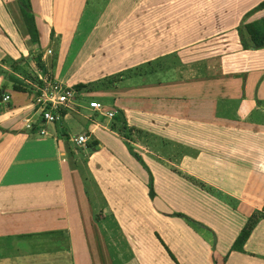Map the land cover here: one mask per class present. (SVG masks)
I'll list each match as a JSON object with an SVG mask.
<instances>
[{"label":"crops","instance_id":"obj_1","mask_svg":"<svg viewBox=\"0 0 264 264\" xmlns=\"http://www.w3.org/2000/svg\"><path fill=\"white\" fill-rule=\"evenodd\" d=\"M105 1L83 30L87 0H62L58 10L30 0L33 43L26 8L0 0V264H95L84 253L99 241L108 253V219L143 252L150 237L166 245L171 264H264V216L237 241L264 206V47L244 49L238 33L264 17L263 0ZM71 8L74 20L64 14ZM51 28L62 30L51 38ZM29 75L90 83L77 94L88 103L75 99L46 123ZM92 100L152 146L125 140ZM70 126L86 133L84 146L70 144ZM127 144L153 157L141 155L152 196Z\"/></svg>","mask_w":264,"mask_h":264},{"label":"rangeland","instance_id":"obj_2","mask_svg":"<svg viewBox=\"0 0 264 264\" xmlns=\"http://www.w3.org/2000/svg\"><path fill=\"white\" fill-rule=\"evenodd\" d=\"M87 4L84 5V9L86 10V14L84 16V24L82 29L85 30L89 24L90 19L94 18L95 16H97V14H100L101 11L103 10V8L106 5V1L105 0H87ZM53 2H55V6H57V10H58V6L62 4V0H53ZM69 3V0H65V3ZM63 5V4H62ZM65 6V5H64ZM77 7V4H76ZM61 8V7H60ZM66 8V7H65ZM65 8H63L62 10L64 11ZM74 9L71 8L70 10L67 11V13L65 12L64 14L68 17V20H74L75 19V13H74ZM59 15H62L61 12H53L51 13L50 19L52 20V23L55 24L56 26L59 25V20L58 17ZM63 20V19H62ZM64 21V20H63ZM63 21H60L63 23ZM58 30H62V29H58V28H51V38L54 37V34L56 31ZM66 30V29H64ZM70 31V29H67ZM80 35H78V37H80ZM76 38L75 41H79V38ZM65 38H67V36H65ZM58 38H55L53 41V50H54V57L57 56L59 54V47H58V43H57ZM76 42V43H77ZM78 44V43H77ZM77 44H73L72 46V50L70 51V56L73 55V51L76 48L75 45ZM51 49H52V44H51ZM120 75V73L115 74V78H118ZM29 78H31L32 80H34L35 82L37 81L35 79V76L33 75H29ZM87 83V82H86ZM84 83V84H86ZM83 84V83H82ZM90 86V83H87V87L85 86L83 89H87ZM38 94V93H37ZM36 94V95H37ZM76 100L81 101L82 104H86L88 103V97L85 98L84 96H76ZM97 100L101 101L103 104L108 105L109 101L104 99V98H98ZM66 132L69 135H75L78 133V129L75 127H66ZM141 130V129H140ZM128 132V131H127ZM144 133L140 132V131H129V135L133 140V137H136L137 139L134 140V142H137L138 139H140L141 145L143 147H145L146 145L152 146V140H150L151 137H149V135H143ZM136 135V136H135ZM76 136V135H75ZM133 136V137H132ZM131 138L129 140H131ZM72 146H74V142L70 143ZM133 149L138 152L140 155L143 156V158L145 157L146 159H150L153 158L152 155H145L143 152L141 151H137L134 146H132ZM131 154V153H130ZM132 157H134L131 154ZM141 156V157H142ZM135 158V157H134ZM144 160V159H143ZM137 164L139 165V167L141 168V171H144L143 166L141 164H139L137 162ZM151 167L154 168V165L151 163ZM146 170V169H145ZM147 172V171H146ZM145 173V177L147 178V183L149 184V173L147 172ZM154 179V178H153ZM149 192L152 190V187H149ZM150 195V193H149ZM264 211V209H262L261 212ZM108 221V223H110L113 227V236L109 237L110 239L107 241V245H108V253L106 251L101 250V248L103 246H100V241L94 245L91 244V248L90 251L87 253L85 252L84 255L87 259V261H92L95 264H140L141 261L143 260L144 263L147 264H171L170 262V257H169V249L168 247H166V245L162 244L163 246L158 247V244L155 242L154 238H147L146 243L148 244L149 248L147 251H141V247H137V243H135V237L131 236V240L133 242L134 245H128L127 242L125 241V239L122 241H120V235L116 234V224L114 221L108 219L106 220ZM100 238V237H99ZM111 258V261H110ZM171 259L174 261L173 257L171 256ZM175 262V261H174Z\"/></svg>","mask_w":264,"mask_h":264},{"label":"trees","instance_id":"obj_3","mask_svg":"<svg viewBox=\"0 0 264 264\" xmlns=\"http://www.w3.org/2000/svg\"><path fill=\"white\" fill-rule=\"evenodd\" d=\"M19 1L22 4V6L27 9V10L23 9L24 19H25L26 26H27L28 31H29L31 41L33 43H36L38 41V38H39V33H38V29L35 25L34 15L28 10V9H31L30 0H19ZM260 8H264V0L261 3H259V5H257V7H256V9H260ZM238 33H239L241 45L244 49L263 48L264 47V17L243 24L242 26H240L238 28ZM36 54H37L36 60H37V63H39L38 58L40 57V52L38 51ZM14 64H15V62L12 63V68L17 70V66ZM35 79H36V77H35ZM11 82H13L12 88L14 90H18L20 88L19 85L16 84V83H19L18 79L11 78ZM36 82L40 86L41 81L37 80ZM85 86L87 87V84L77 83L73 87L77 91V94H78L83 90V88ZM1 92L2 91L0 89V96H1ZM37 93H38V90H37ZM111 118H112L111 126L113 127V125L116 124L118 127V131L123 136V138H125V140H129L131 138L129 135V131H132V128L127 126L126 121L124 119H122V115H120V112L118 111L117 114H115ZM91 144H93V143H91ZM127 147H128L129 152L135 157V159L149 173L150 177H149L148 186L152 187L153 186V176H152V173H151L148 165L143 160L141 155L138 152H136L130 144H127ZM263 209H264V206H263ZM172 216H177V217L183 218L187 221L195 222L193 219H191V217H189L188 215L181 213V212H174V213H172ZM261 216H264V213H261L258 211L255 213V215L250 217L247 225L241 231V234L237 240L239 243L244 240V238L248 235L252 226L257 222L258 218H261Z\"/></svg>","mask_w":264,"mask_h":264},{"label":"built area","instance_id":"obj_4","mask_svg":"<svg viewBox=\"0 0 264 264\" xmlns=\"http://www.w3.org/2000/svg\"><path fill=\"white\" fill-rule=\"evenodd\" d=\"M38 94L34 98V103L41 112L44 122H54L59 118L57 113L61 107L70 106L76 99L77 91L73 86L64 85L62 82L49 77L41 78V84L37 88ZM9 95H3L2 100L7 101ZM89 108L109 118L116 114V111L106 108L102 103L92 100L89 102ZM27 127H31L30 123ZM46 134L45 131H41ZM88 137L86 133H81L74 137L73 141L77 146H84Z\"/></svg>","mask_w":264,"mask_h":264},{"label":"water","instance_id":"obj_5","mask_svg":"<svg viewBox=\"0 0 264 264\" xmlns=\"http://www.w3.org/2000/svg\"><path fill=\"white\" fill-rule=\"evenodd\" d=\"M153 195V193H152V190L150 191V196H152Z\"/></svg>","mask_w":264,"mask_h":264}]
</instances>
